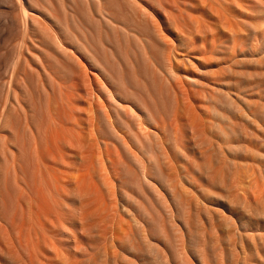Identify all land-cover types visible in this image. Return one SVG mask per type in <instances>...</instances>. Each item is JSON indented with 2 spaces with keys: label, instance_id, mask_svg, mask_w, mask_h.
Returning <instances> with one entry per match:
<instances>
[{
  "label": "bare ground",
  "instance_id": "obj_1",
  "mask_svg": "<svg viewBox=\"0 0 264 264\" xmlns=\"http://www.w3.org/2000/svg\"><path fill=\"white\" fill-rule=\"evenodd\" d=\"M3 1L9 5L6 11L0 12V18H3L0 32L2 29H7L6 32L13 30L18 40L16 46L13 43L15 48L8 54L6 78L3 75L0 79V185L4 180V190L1 187L3 193L6 192L4 195L9 191L5 190L7 177L10 178L8 185L11 183L12 186L10 202H7L9 206L5 205V196L0 192V254L5 253L9 257L16 254L17 261L22 264H98L100 260L103 263L99 264H174L168 249H163L158 244L160 239H166L163 238L164 232L161 233L162 238L154 243L155 240L148 239L150 232L144 238L145 235L139 230L144 225H150L149 228L153 226L151 223L154 224L157 220L155 213L159 212L158 209L166 215L163 218H167L168 223L169 218L174 217L172 208L180 207L179 213H176L181 214V209L184 211L185 207L183 214L188 212L187 215H190L191 210L187 209L191 208H186L185 205L191 204L186 203V197L182 196L185 190L190 189L182 187L186 182L190 188L200 191L202 186H198L191 173L192 169H196L199 178L209 182L217 181L223 186L224 194L210 192L207 205L221 210L218 212L220 220L223 216L224 221L233 226L234 243L240 244L236 253L241 255L240 257L238 254L240 258L234 256L235 261L239 264H251L248 260L251 254H248V258L245 257L247 247L264 256V205H261L264 204V197L261 204L256 199L257 193H263V190L260 192L262 185L258 187L263 178L257 180L259 167L252 166L257 172L251 165H244L240 169L237 167L235 155L230 153L234 148H229L230 151L226 145L231 141L230 136L227 133L221 134V126H217V120L213 121L218 112L216 102L211 99L212 91L215 90L228 96L233 93L230 80L225 81L223 76L227 75L225 71H231L232 65L239 60L238 57L241 60L243 57V60L254 65L264 64V0H181L180 4L178 0H171L170 9L178 11L180 17H186V21L182 17L177 18L180 20L179 25L182 20L187 29L183 30L180 25L183 31L179 28L181 31L178 32L183 35L187 32L188 38L177 34L178 32L174 34L173 42L177 41L183 48L177 51V44L172 43L168 47L170 38L165 37L164 42L166 41L169 52L166 56L167 50H164L165 56L162 54L163 61L160 60V63L152 55L157 63L146 57L148 61L152 60L148 63L156 65L153 66L166 81L167 89L173 93L175 100L173 109L170 108L172 113L168 111L170 117L159 113L155 96L148 93L145 99L134 90L127 89L121 77L120 85L118 79L108 71L107 62L96 58L77 39L69 38L58 24L50 2L40 5L37 0ZM86 1L89 5L92 0ZM131 1L130 4L134 3V10L140 13L139 6L142 8L143 4L138 6L137 3L141 1ZM162 2L164 0L159 3L163 5ZM165 2L168 3L166 0ZM135 3L139 8L135 7ZM97 5L99 9L96 14L102 19L110 20L108 12L102 8L101 0H97ZM154 5H157V0ZM161 5L160 8H165V5ZM164 8L163 11L166 10ZM144 10L146 12L141 9L145 16L148 15L145 7ZM195 11H199L198 15ZM153 16L149 17V23L154 19ZM166 20L168 23L169 18ZM162 22L165 25L164 18ZM171 22L169 28L175 30L176 27H171ZM155 24L159 23L155 22L153 26ZM185 39L186 42L183 43ZM222 52L228 56L223 57ZM30 75L35 76L34 85L38 94L34 95H37L35 101H28L35 105L36 112L24 98ZM34 85L31 84L33 88ZM202 91L210 97L206 99L204 94L201 95ZM163 110L165 111L164 107ZM210 114L216 116L211 117ZM262 115L264 116V111ZM246 116L251 123H256L255 112L250 111ZM212 124L216 125L215 132L212 129L215 125ZM263 124L264 118L261 120V127ZM168 129L173 136L170 133L171 145L167 146V143L165 146L162 142L166 139L163 137L161 142V135ZM218 135L224 136L221 138L226 147ZM227 138L229 141H226ZM215 147L221 151L225 147V151L229 153L227 158V154H224V161L228 159L224 171L220 170L218 161L216 163L219 168L217 164L215 167L210 165L213 162L209 153ZM195 153L200 158L209 155L206 160L211 162L198 164V161L195 162L188 155L193 156ZM186 154L193 163L187 161ZM178 156L185 157L192 168L187 163H181L180 167L178 163L181 159ZM185 165L189 167L186 168ZM174 168L181 169L182 174L178 172L179 178L173 177L171 170ZM127 182H130L136 194L124 189ZM181 189H184L183 192H180ZM131 194L142 197L145 204L139 202L141 198L137 197V201ZM131 201L135 204L130 205L139 209L140 218L134 216L137 213L135 210L133 215L132 208L129 207ZM200 201L203 203V200ZM203 205L202 211L206 214L201 211V207L199 211L202 216H209V219H205L211 222L209 220L214 217L212 213L215 209L210 206L207 209V205ZM199 211L194 213L199 215ZM183 214L178 216L180 219L182 217L181 223L186 226L185 221L187 224V217L190 218L191 215H186L185 220ZM165 224L162 229L168 234ZM131 225L135 229L139 227L135 231L147 242L144 246L140 243L143 239L140 236L137 238L140 234L136 236ZM158 225H155L156 228L153 226L155 231L158 230ZM145 227L144 230L141 228L142 231H145ZM212 229L215 230V227ZM180 230L181 237H184V232ZM151 236L153 235H150L153 240ZM229 239L232 240L230 237ZM256 239L259 241H255ZM231 243L233 244L232 241ZM183 248H177L174 253L176 258L180 260V264H192L189 253ZM203 250L196 253L197 264H209L208 256ZM216 251L214 255L217 263H214L225 264L223 251ZM231 253L233 256V252ZM262 255L256 257L261 262ZM255 261L258 263L257 259ZM261 262L259 263L264 264Z\"/></svg>",
  "mask_w": 264,
  "mask_h": 264
},
{
  "label": "rangeland",
  "instance_id": "obj_2",
  "mask_svg": "<svg viewBox=\"0 0 264 264\" xmlns=\"http://www.w3.org/2000/svg\"><path fill=\"white\" fill-rule=\"evenodd\" d=\"M37 1H38V3L40 5H45L46 2L47 3L50 2L52 7H53V13L56 16L57 22L62 27V29L65 31L67 36L69 38L77 39L87 49H89L90 52L96 58H98L100 60L102 59L103 61L107 62V68L109 69L108 71L115 77L116 80L118 79L117 81L119 83H120L119 78L121 77L120 79H122L121 81H123L124 86L128 87L127 89H129V90L131 89V91L134 90V92L142 95V97H144L145 99H147V96H148L147 94L148 93L153 95V96H155L154 99H155L156 103L158 104V107L160 108V109H158L159 113L161 115L165 114V116L167 115L168 117L171 116L170 113H172L171 109H173V104H174L173 102L175 100L174 97H173V93H172V91L170 89H167L166 81L162 78L161 74H158L159 71L157 70V68L154 67L156 65L153 64L154 65L153 66L152 63L151 64L148 63V62H150V61L152 62V60H154L153 57H155V60L156 59L158 60V63H160V60L163 61V55L165 54L164 50H167V53L165 55L166 56L168 55V52H169L168 50L169 49L166 47L167 46L165 44L166 41L164 42L165 37L170 38V40H171V42H170V40H168L169 42L167 41L168 42V47H169V44L171 45L173 43V45L177 44L178 47L175 46L177 51L183 49L182 46L181 47L179 46L177 41L173 42V40H174V34H176V32H178V31H181L182 30V28H181L182 26H183V30L187 31V29H185L186 28V26H185L186 24L182 23V20H181V24H180L181 27H180V25L178 23V22H180V20H178V19H182V18L185 19L186 17L181 16L182 17L181 18L180 17L181 14H179L178 11H176L175 9L174 10L170 9L169 4L171 3V0H166V1H168V3L165 2V0H164V2L167 3V4L162 2L163 5H165V8H166L168 13L165 12L166 11L165 8L162 7L163 5H161L159 3L160 1H163V0H159V1L157 0V5L158 6L154 5L155 4V0H149V1H147V0H143V1L142 0H135L136 2H138V1L142 2V3L141 2L137 3L138 6H139V4H141V5L143 4L142 8H141V6H139L140 7L139 8V7H137V5L135 3V7L140 9V13L141 14L143 13L142 15H144L145 12H146L144 10V7L146 8V10L148 12V15H149L150 12L152 13V14L150 13L149 16L146 14V16L148 18L145 15L142 16L140 13H138V10L137 11L134 10V8L132 7L134 3L130 4L132 2L131 0H130V2H128L129 0L128 1L127 0H101L102 8L105 10L106 13L108 12L107 14H109L108 17H110V20L102 19V18H100L98 16V14H96L98 12V9H99V7L97 5V0L90 1L89 5L87 4L86 0H37ZM180 1L181 0H178L179 4L183 2V0H182V2H180ZM158 3L161 5L162 8L159 7L160 5ZM151 4H152L153 7L151 6ZM8 5L9 4L7 2L4 3L3 0H0V12L6 11V9H8ZM158 8L160 10H158ZM163 8H164L165 11L162 10ZM141 9L143 11H145V12L141 11ZM135 11L138 14L135 13ZM173 12H175V14H178L177 15L178 17ZM198 12L195 11V14L198 15ZM169 13H170V16L168 17ZM153 14H155V16H153ZM165 15H166V17H164ZM184 15H186V14L184 13ZM150 16L154 17V19L152 17L153 20H151V22H150L151 24L149 23V21H150L149 17ZM171 16L174 17L175 19L171 20V18H172ZM0 17H2V16L0 15ZM162 18L165 19V25H163ZM168 18H169V20H168L169 22L167 23L166 19H168ZM155 19H157V21ZM170 20L172 22L176 20L175 22L178 23V26H175V25H177V23L173 22V23H175V25H174ZM2 21H3V18H0V25H2L1 24ZM153 21H155L156 23H159L158 25L155 24L157 27L154 25L155 26V30H154V26H153V24L155 22L153 23ZM184 21H186V19ZM170 22L173 24V25L171 24V27H173V26H174V28L176 27L175 28L176 31L169 28L170 27V25H169ZM179 28L181 30H179ZM5 30L8 31L7 29H2L1 32L2 31L3 32L2 33L0 32V51H2L1 55H0V79H1V77L3 75L6 78V75H7V72H6L7 71V68H6V66H7L6 64L7 63H6V61H7L8 57H9L8 54L13 48H15V46L17 45V40H18L17 37H16V34H15V31L12 30V31H9L10 32L9 33V32H6ZM157 30H158V33H157ZM162 30L165 31L167 36L165 35L164 31H162ZM177 34H181V32H178ZM181 35L182 36L185 35L184 38H186V39L188 38L187 37L188 36L187 32H185L184 35L183 34H181ZM5 38H7V39H5ZM186 39L183 41V43L186 42ZM13 43L15 44V46L13 45ZM159 46H161V47H159ZM253 48H254V46H253ZM149 53H150V55H149ZM151 55L153 57H151ZM221 55H223V57H225V56L227 57L228 56V55H226L225 52H222ZM146 57L148 59L151 58L152 60L150 59L148 61V59ZM238 59H237L238 61L236 60L237 61L235 63L236 65L235 64H234V66L232 65V69H231L232 74H231V71H229V72L225 71V73H227V75L224 73V75H226V76H223V78L225 77L224 78L225 81L226 80L227 81L230 80L231 86L234 85L233 87L230 86L231 90H233V93L231 91L232 94H229V96H228L225 93H221L220 90H215L214 92L212 91L213 95L211 94L212 95L211 99H213V101L216 102V110H217L218 114H217V118L215 117L216 115L212 116V114H210V116L211 117H215L214 118L215 120L213 119V121L216 122V120H217L216 123L218 124L217 125L218 127L221 126L220 127L221 128L220 133L223 134V135H226V133H227L228 134L227 136H230V138L229 137L228 138L231 141H229L228 138H227L226 141H229L230 143L227 142L226 145H227L228 149L229 148L230 149L234 148V150H232V151L229 149L231 151V152L230 151L229 152L233 156L235 155L234 159L236 160L237 167L240 169V168L244 167V165H251L250 167L252 169H254V170H255V168L259 167L258 172L256 171L257 169L255 170L257 172L256 173L257 174V180L259 181L262 178L264 179V124L262 125L263 127H261V120L264 118V116L262 115V112L264 111V90H263L264 89V85H263L264 84V77H263L264 76V64L263 65L262 64L254 65V64L248 62V60L245 61L246 60L245 58H244L245 60H243V57H242V60H241V57H238ZM155 60H154L153 63H157V61L155 62ZM241 61H243V62H241ZM238 62H240V63H238ZM233 68H234L235 71L233 70ZM229 73H230V75H229ZM252 74H253V76H252ZM160 76H161V79H159ZM250 76L253 79H251V78L249 79ZM229 77H230V79H229ZM28 79H29L28 82H27L28 91L26 90V92H25L26 95L24 94V96H25L24 98L28 102V104L31 105V107L33 106V109H34L35 105L31 104V102H32L31 100L33 99L35 101V97L37 95L35 97H34V95L38 94L35 91L36 90V88H35L36 87L35 86L36 85L35 76L34 75H30V77ZM231 79H232V81H231ZM29 82H30V84H28ZM31 82H33V83H31ZM236 82H237V84H236ZM31 84L32 85L35 84L34 85L35 89L33 88V86H31ZM121 84L122 83H120V85ZM235 84H236V86H235ZM239 90H240V92H239ZM167 92H169L168 95H167ZM235 92H236V94H234ZM237 92L239 94H237ZM202 94L205 95V98L206 97H210V95L206 96V93H204L203 91L201 92V95ZM211 99H210V101L212 102ZM28 100H30L31 102H29ZM204 101H208V100H204ZM169 102H170V104H169ZM212 103H214V102H212ZM163 107L165 108V111L163 110ZM35 109H34V111H35ZM209 109H212V107H210ZM168 111H170V113ZM250 111L255 112V114H256L255 122L256 123H251L246 118L247 117L246 113H249ZM210 113H212V112L210 111ZM35 114H33V115H35ZM215 124H212V125H215ZM215 127H216V125L212 127L214 132H215ZM170 131H173V130H171V128H170ZM167 132H164L161 135V142H162L163 137H165L164 139H166V140H163V142H162L163 144L165 143V146H166L167 143H168L167 146L171 145V142H170L169 138H171L173 136V133L169 132V129H168ZM170 133H172L171 137H170ZM217 134H215V135H217ZM223 135L222 136L218 135V136L220 138L221 137L224 138ZM211 136L214 137L213 135H211ZM214 139H215V137H214ZM222 141L224 143L223 145L226 147L225 141L223 139H222ZM228 144H230V146ZM1 145H2V140H0V149H1ZM231 145H234V146L232 147ZM225 147L223 148L224 150H222L223 152L225 150H227V148L225 149ZM218 149L219 148L215 147L212 150L213 152L209 153V155H211V156H209L208 154L207 155L209 156V158H211V160L213 162V164L211 163L210 165L215 167V165L217 164L216 165L217 168L221 167L220 170L222 169L224 171V170H226V162L228 160V159H226L224 161V154L225 155L227 154L225 156V158H227V156H229L228 155L229 153L226 152V151H225V153H223L221 151V149H219V150ZM216 150H218V151H216ZM180 151L184 152L181 149H180ZM233 151H234V154L232 153ZM188 155H189V157H193L192 159H195L194 160L195 162L198 161L199 162V163L197 162L198 164H200V163L202 164V162L205 163L207 161L206 159H209L207 155H206L207 157H204V158L203 157L202 158L198 157L199 154H196V155H193V156L191 154H188ZM188 155H187L186 158H188L189 160L187 159V161H189L190 163L191 162L193 163L194 161L191 158H189ZM233 156H231V157L233 158ZM178 157H179V159H181V161L178 163L179 166L181 165V163L183 165L187 163V165L191 166V164L186 162L185 157L184 158L182 156H178ZM180 157H182V158H180ZM211 160L207 161L206 163L209 164L211 162ZM217 161H218V163H220L219 167H218V163H216ZM197 163H195V164L198 165ZM2 164H4V163L2 162ZM221 164H222V166H221ZM187 165H185L186 168L189 167ZM179 166H177V167H179ZM252 166H254L255 168H253ZM194 167H195V165H194ZM191 168H192V166H191ZM173 170H176V172L173 171ZM194 170L197 172L196 169H192V172H191V173H193L192 174V178L194 180H196V182L198 183V186L201 184L202 187H201L200 191L199 190L196 191L193 188H190V185L186 184V182L184 183L185 185H183L182 188L190 189V190L187 189L189 191V193H187L188 191H186V190H185L186 193L183 192L184 189L183 190L181 189L182 191L180 190V192H183L182 196L184 195L186 197V199H187L186 203L188 202V203L191 204L190 206H188L187 204L185 205L186 208L187 207L191 208V209H187V211L191 210V211H189L191 216L189 214L187 215L188 212H186V215L190 216V218L187 217L188 218L187 219L188 220L187 221L188 225L186 224V221H185V225L186 226H184V224L181 223L182 217L180 219V216H178V215L183 214L184 211H186L185 207H184V211H182V209H181V214H178L179 213L178 211H180V207H179V209L178 208H176V209L172 208V210L174 212L173 213L174 215H172V216H174V217H171L172 219L169 218L170 222L174 221L172 223H170V222L168 223L167 218L166 217H165L166 219L163 218L166 215L160 209H158L159 212L157 211L155 213V215H156L155 219L158 220V218H159V220L158 221L155 220V222L157 221L158 224L160 223L159 224L160 226H162L164 223H166L165 224V228L168 227V229L166 228V232L168 234H166L165 231H163V229H162L163 226L161 227L162 230L161 229L159 230L160 226L157 223H155V222H154V224L156 226L157 225L159 226V227H157V229L159 231H161L160 234H159L157 229H156L157 231L154 230L156 228V226L153 223H151V224L155 228L153 226H151L149 228L150 225H148V224H150V223H148V224L146 223V225H148V226L147 227H145V225L143 226V228L145 227V231H142L143 228L140 227L139 232L141 231L140 233H142V235L143 234L145 235V236L143 235L144 238L145 237L147 238L148 232H150L149 236H148L149 237L148 239H150V241H154L155 240L154 243L155 242L157 243V241L160 238H162L161 237L162 236L161 233L164 232L166 235L163 233V238L166 237V239L165 238H164L165 240L164 239L163 240L160 239V241H158V244H159V247H161V248L164 247L163 249H168V251L170 252L171 256L173 257V263L175 262L174 264H180V262H179L180 260L178 258H176V254H174V253L176 252V250L181 249L183 247H184L183 249L187 250L186 252L189 253L188 254L189 255V260L192 261V264H194V263L197 264L198 257H196V256H198V255L196 253L200 249L203 250V248H204L203 251H205L204 252L205 255L208 256L209 264L210 263L211 264H215L214 262H216L217 258H215L214 253H215V251L217 249L218 250L220 249L219 252L223 251V256L226 257L224 259V263L225 264H229V263H231V264L232 263L233 264L234 263L239 264L238 262L235 261V258H236V256L239 257V255H240L239 253H236L237 251H239L237 249H239L240 244H238L236 242L234 243V241H235L234 237L235 236L233 235L234 234L233 226L230 225L231 224L230 222L224 221L225 219H224L223 216H222V218L220 220V216L221 215L219 216L218 212L220 213L221 210L218 211V209H216L215 207L212 208V206L207 205V203L209 204V202H208L209 200L208 199L211 196L212 192L213 193L217 192L216 195L225 193L224 189H222L223 186L221 187L222 184L220 185V182L217 183V181L215 182L214 180H213L214 182H209L207 179L203 180V179L199 178L198 177L199 176L198 172L196 173ZM260 170H263V171H260ZM171 171H172V174H173L174 178H179L178 172L182 174L180 168H179V170L174 168ZM260 172H262V173H260ZM259 175H261V176H259ZM2 177L4 178L3 175H2ZM263 179L260 180V182L258 184V187L260 185H262L260 192H262V190H263V193H264V189H263L264 180ZM9 182H10V178L8 179V177H7V188L8 189L5 187L6 188L5 190H9L7 192V195H4V194H6L5 191L3 193L4 186L6 185V183H4V180H2V183L0 185V192L2 191L1 192V194L3 193L2 196H5V197H3V199L5 198L4 199V203H5L6 206H9V203L7 204V202H10V200H9L10 196H11L10 194L12 193V186H11V183H10V186L8 185ZM3 183H4V185H2ZM127 183H128L127 186L129 187L130 182H127ZM2 186H3V190H1ZM127 186L125 184L124 185V189L126 190V188H127L126 191H128V192L131 191L132 190V185L129 187L130 189H128ZM10 187H11V189H9ZM179 188H181V187H179ZM202 190L204 192H202ZM133 191L135 192V189H133L132 192ZM132 192H130V193H132ZM193 193L197 194V197ZM209 193H210V195H209ZM263 193H261V195H259L257 193V196H256L257 198L256 199L260 200V201H258L259 204H261V202H262L261 200H263V197H264ZM134 194H136V193H134ZM134 194H131V195H133V197H135L134 199H136L137 197L139 199L141 198L143 201L139 200L138 198L136 200L137 201L139 200V202L145 204L144 203V199L142 197L136 196ZM205 194H208L207 195L208 198H207V196ZM203 195H205L206 197L205 196L203 197ZM202 198H207V199H202ZM6 199L8 201H6ZM200 200H203V203L206 202V203H204V205L205 204L207 205V206H205V207H207V209H208V206H210L212 209H215V212L212 213L214 215V217L210 218V220H209L211 222H208V220H206L207 218L209 219V216H206L205 215L206 214L205 211H202V210H204V208L202 207L203 203ZM134 201L133 202L131 201L132 203L128 202L129 205L130 204L134 205L135 204ZM139 202H137V203H139ZM255 203H257L256 200H255ZM261 205H264V204H261ZM137 206L138 205H136V207ZM129 207L132 208L131 211H133L132 212L133 215H134L135 212H137L134 216L137 215L136 218H140V217H138V214H139L138 212H140L139 209L137 208L138 211H136L137 209L134 206L132 207L130 205ZM200 207L202 208L201 211L205 213V214H203L205 217L202 216V212L200 213V211H199ZM210 207H209V209H211ZM196 209L199 211V213L201 215L200 214L199 215L195 214L197 212ZM134 210H135V212H134ZM176 212H178V213H176ZM158 214L160 216L157 217ZM215 214H218V215H215ZM186 215L183 214L182 215L183 218L186 217ZM207 215H208V213H207ZM139 216H141V214ZM196 216L198 217V219H196L197 218ZM216 216L219 219L216 218ZM161 217L163 218V220H160ZM214 218H215V220H214ZM164 220L167 221V222H164ZM131 223H132V225H134V227L136 226L135 224H133V222H131ZM173 223H174V225H173ZM175 223H177V224H175ZM202 223L203 224L205 223V224L203 225ZM170 225H172V226H170ZM176 226H178V227L176 228ZM226 226H228V227H226ZM134 227H133L134 231L135 230L137 231L139 229V227H138V229H135V228H137V226L135 228ZM212 227H215V230H213ZM216 227H217L218 231L216 230ZM178 228H179V230L182 228L181 230H182V232H184L183 233L184 237L182 236L183 239H182V237L180 235V232H179ZM204 231H205V233H204ZM151 232H152V234H151ZM212 232H214L213 233L214 236H212L213 235ZM136 233L137 234L134 233L136 236L138 234H140L138 232H136ZM220 233H222V234H220ZM202 234H203V236H202ZM228 234H229V236H228ZM150 235H153V236H151L153 238V240H151ZM225 235H226V237H225ZM232 235H233V237H232ZM138 237L140 239H143L141 237V234L138 235L137 238ZM229 237L232 240H230V239L228 240ZM143 240L142 241L139 240V242L141 241L140 243H143L142 245L144 246V243H147V242L145 240L144 241ZM168 240L171 241V242L170 243L166 242ZM231 241L233 242V244L231 243ZM255 241L258 242L259 239H256ZM176 242H178V243L175 244ZM166 243H168V245ZM165 244L167 245V248H165L166 247ZM208 245L209 246L212 245L213 247L212 246L209 247ZM179 246H180V248H179ZM234 246H235V248H233ZM220 247H222V248H220ZM198 248H199V250H198ZM213 248H214V250H211ZM232 249H234L235 251L234 250L232 251ZM246 250H247L246 254H245L246 256L245 255L244 256L246 258L249 257L248 258V260L250 261L249 263L258 264L259 262H261L260 258H256V257H260L259 255H262V254H257L256 252H254L253 248H252L253 251L251 250V248L248 249V247L246 248ZM206 252H207V254H206ZM216 252H218V251H216ZM230 252H233L234 255L232 256V253L230 254ZM248 254H251V255L248 256ZM253 254H254V257L252 256ZM15 255L16 254L10 255L11 257H9V255L5 254V253L3 255L0 254V263L1 264H22L20 261H17L18 260L17 259L18 255H16V256ZM6 256H8V257H6ZM12 256H13V258H12ZM234 256H235V258H234ZM262 256H261V258H263V259H261V260H262V262H264L263 261L264 260V256L263 257ZM240 257H241V255H240ZM3 258H5V259H3ZM252 258H253V263H252ZM255 258L258 260L257 261L258 263H256V261H255L256 259ZM101 262H102V260L99 261V263H101ZM218 264H219V262H218Z\"/></svg>",
  "mask_w": 264,
  "mask_h": 264
}]
</instances>
